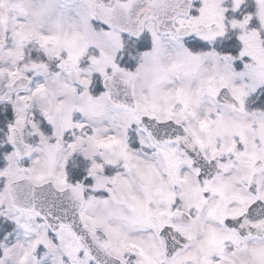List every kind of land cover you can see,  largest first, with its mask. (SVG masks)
Masks as SVG:
<instances>
[{
  "label": "snow or ice",
  "instance_id": "snow-or-ice-1",
  "mask_svg": "<svg viewBox=\"0 0 264 264\" xmlns=\"http://www.w3.org/2000/svg\"><path fill=\"white\" fill-rule=\"evenodd\" d=\"M0 264H264V0H0Z\"/></svg>",
  "mask_w": 264,
  "mask_h": 264
}]
</instances>
